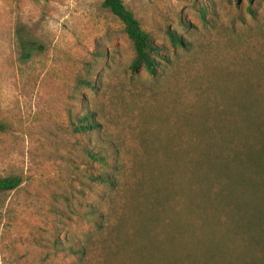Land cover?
I'll list each match as a JSON object with an SVG mask.
<instances>
[{
    "label": "rangeland",
    "instance_id": "1",
    "mask_svg": "<svg viewBox=\"0 0 264 264\" xmlns=\"http://www.w3.org/2000/svg\"><path fill=\"white\" fill-rule=\"evenodd\" d=\"M103 2L0 0V179H22L0 193V264H264L196 172L226 105L228 123L250 99L264 116V0H123L166 58L156 76L133 73ZM19 25L46 49L28 63ZM87 111L102 128L76 134ZM103 171L116 190L92 180Z\"/></svg>",
    "mask_w": 264,
    "mask_h": 264
},
{
    "label": "trees",
    "instance_id": "2",
    "mask_svg": "<svg viewBox=\"0 0 264 264\" xmlns=\"http://www.w3.org/2000/svg\"><path fill=\"white\" fill-rule=\"evenodd\" d=\"M102 8L121 22L127 38L133 45L135 52L131 66L133 73L138 74L141 70H146L150 75L156 76L162 64L167 62L166 58L162 54V49L142 29L134 13L126 7L123 0H104ZM250 10L254 13L252 9ZM170 37L173 44L182 45V39L176 34L171 33ZM16 38L22 63L30 62L34 56L46 50L23 25L17 27ZM250 100V107L246 106L243 109L240 107L238 120L234 123L227 122L229 117L226 105L220 117L217 155L215 158L205 155L207 160L196 167V172L204 171L199 179L205 181V187L215 185L214 181H217L216 203L227 211L231 226L237 230V235L243 238L242 243L245 242L248 254L260 255L261 258L257 259L264 261V116L254 114L256 103L254 100L250 103ZM228 125L231 127H227ZM101 128L96 114L90 111L77 116L74 122L76 134L99 132ZM7 131V125L0 122V133ZM96 148L100 150H88L90 159L114 173L119 172V161L111 158L105 147ZM92 178L97 184L107 186L111 190L119 187L117 175L110 171H103ZM21 184L22 179L19 176L1 178L0 193L14 191ZM94 212L96 214L97 211ZM96 226L98 229L102 228L99 223Z\"/></svg>",
    "mask_w": 264,
    "mask_h": 264
}]
</instances>
